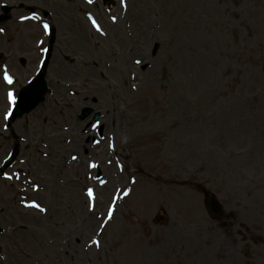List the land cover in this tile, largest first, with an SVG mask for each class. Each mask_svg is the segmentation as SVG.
Wrapping results in <instances>:
<instances>
[{"label":"rangeland","instance_id":"rangeland-1","mask_svg":"<svg viewBox=\"0 0 264 264\" xmlns=\"http://www.w3.org/2000/svg\"><path fill=\"white\" fill-rule=\"evenodd\" d=\"M18 2L7 0L13 15L0 23V70L16 76L9 87L0 78V251L8 256L1 264H139L137 254L148 251V264H264V0ZM30 3L47 11L57 30L41 47L52 44L44 70L50 93L5 130L6 90L20 89L40 70L34 40L44 34L34 22L16 21ZM61 6L80 17V45L62 40L59 28L71 30L58 16ZM140 15L151 16L157 38L136 23ZM115 25L123 26L117 38L110 31ZM32 46L36 56L23 67L20 58ZM124 57L135 66L146 62L143 72L159 71L135 79L123 68ZM55 59L64 69L53 70ZM156 81L173 111L153 110L149 88ZM86 108L92 111L83 116ZM152 117L153 135L131 128ZM56 121L61 156L48 139ZM107 121L130 124L123 145L104 138ZM77 123L82 134L85 127L94 134L85 143L97 153L79 146ZM16 135L23 137L19 148ZM172 137L182 151L189 142L190 153L182 157L159 145ZM44 161L61 169L51 171ZM87 166L93 177L74 181ZM167 173L177 180L173 188ZM207 192L224 205L222 219L208 213ZM82 220L89 223L83 232Z\"/></svg>","mask_w":264,"mask_h":264},{"label":"bare ground","instance_id":"bare-ground-1","mask_svg":"<svg viewBox=\"0 0 264 264\" xmlns=\"http://www.w3.org/2000/svg\"><path fill=\"white\" fill-rule=\"evenodd\" d=\"M99 1H101V0H99ZM112 1V2H111ZM125 1V0H124ZM102 2V1H101ZM107 3H108V5H112L113 4V0H107L106 1ZM62 7V6H61ZM56 10H57V13H58V16L60 17V18H62L67 24H68V26H69V28H70V30H71V32H69V33H67V32H62V28H59V32L61 33V34H63V33H65V36L64 35H62V40H64L65 42H68V43H70L68 40L70 39V38H72V43H74V44H77V45H80V40H82V35H83V25L81 24V21H80V19L78 20V21H80L79 23H80V25L81 26H77L76 25V19H78V18H80L79 16H78V18L76 17L75 19L70 15V13H68V11H63L64 10V8L62 7V9L60 8V9H58V8H56ZM109 12H114V10L111 8V10H109ZM136 23H143V24H145V25H148L150 28H152L150 31L151 32H148V33H151V35H153V36H155V38H157L158 37V32L156 31V30H153V22H152V19H151V16H148V15H146V16H142V15H140V18L136 21ZM136 23H133V25L135 24V27L136 28H138L139 26L136 24ZM119 24H122L121 22L119 23ZM128 25V24H127ZM122 28H123V26L122 25H115V26H110V31H111V37H113V38H117V37H119V35H120V33L122 32ZM153 30V31H152ZM60 34V35H61ZM152 42H154V41H152ZM71 44V43H70ZM70 44H68V45H70ZM67 45V46H68ZM70 47H72V45H70ZM153 47H155V44L154 45H150L149 46V50L150 51H152L153 52ZM76 51L78 50V49H76V48H79L78 46H75L74 45V47H73ZM140 48H142V47H140ZM79 49H81V48H79ZM130 49H136V48H134V47H130ZM161 49V48H160ZM148 49H146V50H144L145 52H147V51H149ZM168 52H171V51H169V50H167ZM167 52V53H168ZM146 54V53H145ZM32 55H34V53L32 52ZM150 55H151V53L150 52H148V54H146L144 57H145V59H149L150 58ZM51 58V57H50ZM125 61L127 62V63H125ZM146 61V60H145ZM163 62V61H162ZM143 63H145L146 64V62H144L143 61ZM143 63L141 64V66H135L134 64H131L130 62H128L127 60H126V58L124 57V59L122 60V65H123V68L125 69V70H128L129 68H131V70H130V73H131V75L133 76V78H135V79H137L138 78V76H139V78L140 77H142V80H145V79H148L149 78V70L150 69H148V70H146L145 72H143V71H141V67L143 66L144 67V65H143ZM51 64H52V68H53V70H57V69H61L62 68V66H61V64L59 63V61L57 60V59H55L54 61H53V63L51 62ZM156 63H154V65H155ZM62 69H64V68H62ZM65 69H67L66 67H65ZM137 70V73H135V71ZM162 70H163V68H162ZM157 71V73H158V71H159V69H155V70H150V73H151V76H150V78L151 77H153V75L155 74V72ZM164 71V70H163ZM127 83V82H126ZM3 84H5V83H3ZM150 84H151V87L149 88V93H150V96L153 98V106H154V109L153 110H157L158 112H161V110H164L165 111V113L166 112H171V111H173L175 108H173L172 106H170L169 104H167L168 102H167V98H166V96H165V93H163V90L161 89V87H162V83H158L157 81L155 82V83H153V82H150ZM99 85H100V87H106L105 85H104V81H102L101 83H99ZM98 85V86H99ZM127 85V84H126ZM95 86H96V84H95ZM95 86H94V89H93V92H95ZM162 102V103H161ZM117 109H118V115H120V116H123L124 115V110H123V108H120V106L119 107H116ZM152 110V111H153ZM154 116V115H153ZM86 122V121H85ZM174 122H172V124H173ZM54 127H53V129L51 130V134H50V137H48V139H49V141H50V146L52 147V149H53V152H57V154H58V156H61V154L63 153H61V152H59L58 150H59V141H60V139H61V133H60V131H58V128H59V122H54ZM85 124V123H84ZM128 125H130V124H127V126ZM102 126L103 127H106L107 128V131H105V135H104V138L105 139H107L108 140V142L109 141H111L112 143H114L117 147L118 146H121V145H119V143H121V140L122 139H124L123 138V136H125L126 138H128V134H127V130L129 129V128H127V126H120L119 127V124L117 123L116 124V126H115V124H114V127H112V124H110L108 121L107 122H104V123H102ZM132 127L131 128H134V129H136V132H137V135H139V136H149V135H153L152 133H156L157 131H153V129H154V127H155V118L154 117H152L151 118V120H150V122L149 123H146V124H137V125H131ZM81 127V124L79 125V123H77V125H76V129H75V134L74 135H76L77 136V140L78 141H80V142H82L83 141V144H84V146L82 145V144H79V146L80 147H84V149L85 148H89V151L91 152V153H93V152H95L96 151V153L98 152V150L97 149H95V146H93L92 144H86L85 143V141L88 139V138H92L93 139V136H94V134L93 135H91V132H89V130H86V127L84 128V134H82L81 133V130L79 129ZM94 133V132H93ZM83 137V139H81ZM103 138V139H104ZM103 140H101L100 141V143L102 142ZM189 141V140H188ZM80 142H78V143H80ZM99 142V141H98ZM158 142H159V145L161 144L162 146H163V148L164 149H169V150H171V151H178L179 153H180V155L182 156V157H184L183 156V153H184V155H186V154H188V153H190V151H189V149H188V144L190 145V143L189 142H184L183 143V151H182V145H181V142L180 141H178V140H175L174 139V137H172L171 139H170V141H165V143H164V141H163V138L162 139H160V140H158ZM106 145H107V143L106 142H104ZM122 145H123V143H121ZM100 146V145H99ZM102 146H103V144H102ZM104 147V146H103ZM96 148H98V147H96ZM95 149V150H94ZM81 150V149H80ZM79 154V153H78ZM54 157H56L55 155H53L52 156V158L49 160V161H52L53 163H54ZM78 157H82L83 158V155H82V153L81 154H79V156ZM182 159V158H181ZM45 162V161H44ZM45 163H47V162H45ZM82 163H83V160H82ZM48 165V167L49 168H51V171H54V170H59V169H61L60 168V166L59 167H57L56 169L54 168V167H52L49 163H47ZM18 169L20 170L21 169V167H18ZM89 171H91V169H89L88 168V166H87V171H86V173L84 174V169H82L81 170V173L82 174H74L73 176H74V181H80L81 182V180L82 179H85V177L86 178H89V176L90 177H93V172H89ZM104 171L107 173V170H106V168L104 167ZM172 171L174 172V170L172 169ZM172 175H173V173H172ZM172 175H170V173H167V175L165 176L167 179H168V181H169V186L171 187V188H173L174 187V183L175 182H177V180L176 179H174V177L172 176ZM55 176V175H54ZM70 179H73V177H71ZM52 180H53V178H52ZM86 180V179H85ZM52 183H51V185H50V187H54V181H51ZM92 184H93V182H92ZM29 210H31V209H29ZM34 226H37V225H34ZM88 226H89V223H88V225H87V220H82V223H81V225H80V227L78 228V230L80 231V230H82V232H83V230H85V229H88ZM79 237V236H78ZM82 239V238H81ZM47 248V247H46ZM146 252H143V253H140V254H137V256L135 257L136 259H135V261L136 262H138L139 260L141 261H139L138 263L139 264H148V263H145L146 261H147V259L149 260L150 259V257H151V252L150 251H148L146 254H145ZM138 255H139V257H138ZM133 257V256H132ZM96 264H101V263H96Z\"/></svg>","mask_w":264,"mask_h":264},{"label":"water","instance_id":"water-1","mask_svg":"<svg viewBox=\"0 0 264 264\" xmlns=\"http://www.w3.org/2000/svg\"><path fill=\"white\" fill-rule=\"evenodd\" d=\"M42 81V82H41ZM38 84H40V85H38V87H37V89H41V91H40V94H39V96L38 97H40L41 95H44V93H45V91H46V85H45V82H43V80H41ZM42 84V85H41ZM22 114V112H20V111H16L15 112V116L14 117H16L17 115H21ZM212 200V204L214 205V206H216L217 207V203H216V201L214 200V199H211ZM220 213V212H219Z\"/></svg>","mask_w":264,"mask_h":264}]
</instances>
